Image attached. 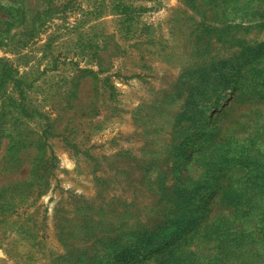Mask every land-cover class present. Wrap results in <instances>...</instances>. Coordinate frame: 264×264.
<instances>
[{
  "label": "rangeland",
  "instance_id": "374dc122",
  "mask_svg": "<svg viewBox=\"0 0 264 264\" xmlns=\"http://www.w3.org/2000/svg\"><path fill=\"white\" fill-rule=\"evenodd\" d=\"M0 264H264V0H0Z\"/></svg>",
  "mask_w": 264,
  "mask_h": 264
}]
</instances>
